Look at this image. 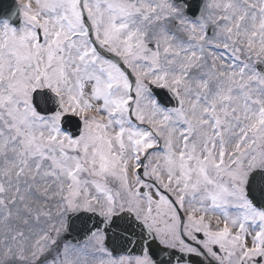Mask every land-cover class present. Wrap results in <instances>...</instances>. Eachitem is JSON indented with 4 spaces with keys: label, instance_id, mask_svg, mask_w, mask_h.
<instances>
[{
    "label": "snow or ice",
    "instance_id": "obj_1",
    "mask_svg": "<svg viewBox=\"0 0 264 264\" xmlns=\"http://www.w3.org/2000/svg\"><path fill=\"white\" fill-rule=\"evenodd\" d=\"M0 264H264V0H0Z\"/></svg>",
    "mask_w": 264,
    "mask_h": 264
}]
</instances>
